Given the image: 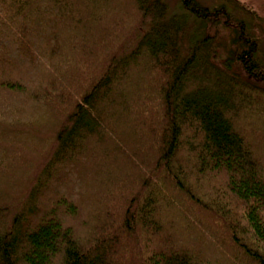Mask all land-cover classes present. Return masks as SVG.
Returning <instances> with one entry per match:
<instances>
[{"label":"trees","instance_id":"1","mask_svg":"<svg viewBox=\"0 0 264 264\" xmlns=\"http://www.w3.org/2000/svg\"><path fill=\"white\" fill-rule=\"evenodd\" d=\"M216 1L126 0L97 56L112 0H0V264H264V21Z\"/></svg>","mask_w":264,"mask_h":264},{"label":"rangeland","instance_id":"2","mask_svg":"<svg viewBox=\"0 0 264 264\" xmlns=\"http://www.w3.org/2000/svg\"><path fill=\"white\" fill-rule=\"evenodd\" d=\"M199 1L201 3H203L204 5H206V6H212V5H214L217 2L216 0H199ZM239 1H240V3H242L243 5L248 7L249 9H251L253 12H255L257 14V16L262 18L263 21H264V0H239ZM167 3L169 5L170 14H177L179 9H178V5H177L176 0H167ZM109 5H115L116 7L119 6V8H121V7L122 8L120 9L121 10L120 15L110 12L109 19H106L108 14L107 15H101V16L97 15L101 20L99 19V21H98L99 23H95V25H93V27H92L93 28L92 29V33L94 34V39H95V44H96L94 49H95V54L97 56L99 55L98 53H100V49L102 47H104L106 45V43H107V40L106 41L104 40V36H107L108 34H110L109 38H112V37H114L117 34V29L115 27V24L117 25L119 22H126L127 25L130 26L132 24V22H133V21L131 22V17L134 18V21H135V17H136L134 9H132V7H131V3L129 2L128 4H126V0H112V2ZM123 9H124V11H122ZM98 17H97V20H98ZM136 21H137V18H136ZM125 31L126 30H124V32ZM126 32L128 33L129 30H127ZM97 38L100 41L102 40L101 44L100 43L98 44ZM74 61H75V64H79L80 62L83 61V59H81L80 56H77L76 60H74ZM89 61H92V58H90ZM89 61H87V59H86L85 63L86 62L89 63ZM142 71H143V69L141 67L136 69V70L133 69L132 67H130L128 69V71H127V80L129 81L130 84H136V86H138V87H140V86L142 87L143 86L142 87V91L146 92L147 91V83L149 82V84H151L152 80H151L150 76L146 77L145 73L141 74ZM119 88H121L122 90H125L124 87H119ZM149 88H150V86H149ZM124 93L127 95V92H124ZM146 94H148V93H146ZM127 99L130 101L129 104L132 105V100H137L138 97H136L134 95L131 96V95L128 94L127 95ZM126 118L128 120H124L125 121L124 127L126 129H128V137H126L125 140H127V141H132L133 140L134 141V139H135V142L136 141L138 142L140 140L141 136H143V134L145 135V132L143 131L142 125L136 123L132 116H128L127 115ZM242 118H244V119L240 120V122H238V126H239V129L241 131H246V130H248V127L245 126L244 124H242V121L245 120L244 122L247 123L250 120H253V118L255 119L256 116L253 117V118H248L247 119L246 113L243 112L242 113ZM123 132L126 133V131H123ZM249 132L252 134L251 131H249ZM130 135H133V136L130 137ZM132 137H133V139H132ZM90 149L91 150L88 153V156H89V159H92L93 162H92V165H90L88 163L87 166H93L91 168H94L95 166H97L96 164L98 163V158H99L98 155H99V151L101 149L99 148V150H94L92 145H91ZM122 151H124V150H122ZM101 152H102V150H101ZM102 153H104V152H102ZM261 154L264 156V153H261ZM105 155H107V154L105 153ZM126 155H127V157L129 159L126 157L127 160H124L125 166H129V163H130V161L132 162V159H130V156L128 155V153H126L125 156ZM120 168H121V166H120ZM85 170H86V172L90 171L88 168H85ZM127 173H128V171L126 172V174ZM109 174H106V175H109ZM114 175L118 177L117 174H114ZM116 182H117V184L123 183V182H125V178H119L118 177ZM217 184H218L219 187H221V183H219L217 181ZM6 185L9 186L10 183L7 182ZM200 187L202 188V190L205 193H209L208 192L209 191V181H205V182L200 183ZM203 199L207 200V198H203ZM173 207H174L175 210H179L180 209L177 204H174ZM183 216L186 217L185 219L188 218V220H189V217L187 215H183ZM185 219H182L183 222H185ZM189 225H190V229L192 231V234L194 236H196L199 239H202L203 241H205L206 243H208L210 245H214L212 237L210 235V233H211L210 231L209 232L205 231V230L201 229L200 227H196V226H194L192 224H189ZM214 232L216 233V231H214ZM220 258H221V260L224 263L229 262L228 256H227V254H225L224 250L220 252ZM229 263H231V262H229Z\"/></svg>","mask_w":264,"mask_h":264}]
</instances>
